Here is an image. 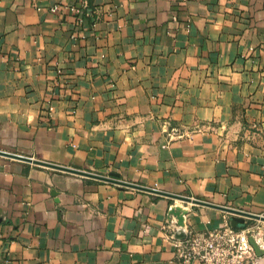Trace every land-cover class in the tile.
Wrapping results in <instances>:
<instances>
[{
    "label": "crops",
    "instance_id": "obj_1",
    "mask_svg": "<svg viewBox=\"0 0 264 264\" xmlns=\"http://www.w3.org/2000/svg\"><path fill=\"white\" fill-rule=\"evenodd\" d=\"M82 1L0 0V150L264 216V0ZM229 216L0 156V264H183Z\"/></svg>",
    "mask_w": 264,
    "mask_h": 264
},
{
    "label": "built area",
    "instance_id": "obj_2",
    "mask_svg": "<svg viewBox=\"0 0 264 264\" xmlns=\"http://www.w3.org/2000/svg\"><path fill=\"white\" fill-rule=\"evenodd\" d=\"M87 7L83 0L79 6L69 7V11L79 14ZM57 6L53 7L56 10ZM82 22V18H78ZM174 134V133H172ZM172 136H169L171 138ZM260 227L251 222L243 228H234L227 218L221 225L186 235L184 240H175V256L183 264H264L262 256H257L249 236L264 249V238Z\"/></svg>",
    "mask_w": 264,
    "mask_h": 264
},
{
    "label": "water",
    "instance_id": "obj_3",
    "mask_svg": "<svg viewBox=\"0 0 264 264\" xmlns=\"http://www.w3.org/2000/svg\"><path fill=\"white\" fill-rule=\"evenodd\" d=\"M88 14L90 15V11H88ZM0 156L12 158V159H16V160H20V161H24L28 163H33L36 165H40V166H44V167H48V168H52V169H56V170H60L64 172H69L72 174H76V175H80V176H84L88 178H93V179H97L100 181L110 182V183H113L119 186L130 187V188H134L137 190L153 193L156 195L178 199L184 202H191L193 204H198V205H202L206 207L219 209L230 215L229 216L230 225L234 228H243L246 224L245 219L264 221L263 215L254 214V213H250V212H246V211H242V210H238V209H234V208H230L226 206L216 205V204L203 201V200H199V199H191L190 197H187V196H181V195L169 193V192L158 190L152 187H143L141 185H137V184H133L130 182L120 180L117 178V174L112 173V172L109 173L108 175H100V174L83 171V170H79V169H75L71 167L61 166L58 164L42 161L39 159H34L31 157H27V156L18 155V154L3 151V150H0ZM186 213H187V209H185L184 207L180 205H174L168 210L167 215L168 217L174 216L176 218L177 225L180 227H183V217ZM175 237L178 240H184L186 237V234L180 231L179 233L175 235ZM249 242L252 244L257 256L264 255V249L258 246V244L255 242L252 236H249Z\"/></svg>",
    "mask_w": 264,
    "mask_h": 264
},
{
    "label": "trees",
    "instance_id": "obj_4",
    "mask_svg": "<svg viewBox=\"0 0 264 264\" xmlns=\"http://www.w3.org/2000/svg\"><path fill=\"white\" fill-rule=\"evenodd\" d=\"M87 8V7H86Z\"/></svg>",
    "mask_w": 264,
    "mask_h": 264
}]
</instances>
